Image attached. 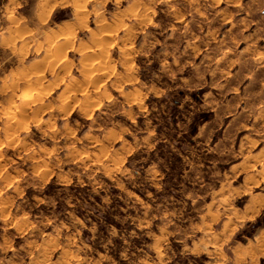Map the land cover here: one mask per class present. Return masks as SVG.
<instances>
[{
  "label": "rangeland",
  "instance_id": "rangeland-1",
  "mask_svg": "<svg viewBox=\"0 0 264 264\" xmlns=\"http://www.w3.org/2000/svg\"><path fill=\"white\" fill-rule=\"evenodd\" d=\"M0 264H264V0H0Z\"/></svg>",
  "mask_w": 264,
  "mask_h": 264
},
{
  "label": "bare ground",
  "instance_id": "bare-ground-1",
  "mask_svg": "<svg viewBox=\"0 0 264 264\" xmlns=\"http://www.w3.org/2000/svg\"><path fill=\"white\" fill-rule=\"evenodd\" d=\"M41 5H42V4H41ZM98 70H99V69H98ZM20 78H21V77H20ZM14 79H15V76L13 75V76H11L8 80H9V81H12V80L15 81ZM16 79H17V78H16ZM85 83H86V82H85ZM95 94H96V93H95ZM95 94H94V95H95ZM67 97H68V96H67ZM88 102H89V101H88ZM26 106H27V105H26ZM26 106H25V107H26ZM63 109H64V108H63ZM22 125H23V124H22Z\"/></svg>",
  "mask_w": 264,
  "mask_h": 264
}]
</instances>
